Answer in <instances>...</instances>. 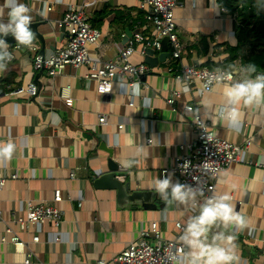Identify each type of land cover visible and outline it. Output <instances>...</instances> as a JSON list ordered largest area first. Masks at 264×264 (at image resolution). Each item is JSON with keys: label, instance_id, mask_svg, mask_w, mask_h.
I'll list each match as a JSON object with an SVG mask.
<instances>
[{"label": "crops", "instance_id": "crops-1", "mask_svg": "<svg viewBox=\"0 0 264 264\" xmlns=\"http://www.w3.org/2000/svg\"><path fill=\"white\" fill-rule=\"evenodd\" d=\"M139 1L20 0L32 9L34 43L44 55L66 41V32L58 22L67 7L81 6L89 23L100 32L97 43L88 47L89 58L98 61L115 57L136 32L153 36L152 28L143 21ZM253 3L181 0V7L174 13L177 36L183 45L181 63L224 68L247 64L249 54L257 59L264 41L253 33L264 37V12L254 9ZM45 7L47 17L39 14ZM235 46L238 57L228 64L227 49ZM158 54L154 52V57ZM31 57L25 49L16 51L7 69L0 72L2 85L17 88L32 83L37 90L35 98L0 97V145L15 146L11 159L0 163V173L6 177L0 188V264H23L26 252L31 253L34 264H95L120 252L153 221L158 222L163 239H177L182 232L175 223L184 226L191 210L166 205L149 186L162 171L165 176L172 174L173 182L178 181L171 171L174 160L181 154L180 146L195 139L192 114L184 106L202 109L207 102L214 112L222 101V89L201 96V85L195 81L189 85L188 95L173 96L178 88L165 71L168 57L135 83L140 86V95H132L120 82L112 84L109 94L100 95L95 83L85 78L86 67H65L60 75L50 78L32 70ZM130 61L144 62V56L136 51ZM259 63H254L257 71L264 72ZM63 88L69 91L71 106L59 96ZM169 98L172 105L166 102ZM243 111L239 131L222 121L206 119L217 137L238 146L249 140L243 161L225 170L228 183L216 178L215 192L222 194L229 190V184L236 185L231 192L233 203L237 211L246 214L250 225V230L236 233L240 264H264V111ZM101 116L106 118V125L98 123ZM121 121L124 127L119 130ZM138 146L143 153L138 163L130 170L123 168L120 162ZM113 165L117 166L116 181L129 182L131 191L143 193L142 203L157 202L161 206L144 209L137 202L118 204L115 191L94 187L96 177L109 173ZM57 192L61 196L55 203L62 214L60 226L41 223L20 231L11 212L21 216L27 201L50 203ZM6 227L26 246L1 242ZM33 236L38 237L37 243L32 242Z\"/></svg>", "mask_w": 264, "mask_h": 264}, {"label": "built area", "instance_id": "built-area-1", "mask_svg": "<svg viewBox=\"0 0 264 264\" xmlns=\"http://www.w3.org/2000/svg\"><path fill=\"white\" fill-rule=\"evenodd\" d=\"M180 7L181 0H140L138 8L143 13V21L152 28L154 32L153 36L148 38L141 32H136L132 35L127 45L119 50L115 57L107 61L89 58L88 47L97 43L100 32L89 23L83 8L73 5L67 7L62 19L58 22V26L66 32L64 45L48 55L40 53L35 43L32 49H25L22 46H17L16 43L9 44V51L13 55L21 49L31 52L32 70L34 72H43L50 78L60 75L65 67L79 68L84 66L87 68L85 78L95 83L97 94L105 95L111 92L113 83L120 82L126 86H130L138 82L141 75L148 73L151 70L148 65L144 62L132 63L130 61L131 55L137 51L141 56H145L147 49L159 52L161 41L166 38L170 57L169 62L165 65V71L176 82L178 79L184 80L187 78L189 85L198 81L202 86L209 72L223 67L218 66L211 69L207 66H192L181 63L180 58L183 52V45L177 36L174 17L175 11ZM224 62L221 65H224ZM172 94L173 96H177L178 93L173 92ZM1 96L35 98L37 97V90L32 83H28L25 87L17 88L0 83ZM59 96L67 106H71L72 99L69 96L67 88H63ZM166 102L168 105H172L173 99L169 98ZM187 109L194 110V107L192 105H185L184 110L189 112ZM98 123L106 125V118L99 117ZM191 125L195 133V139L187 145L180 146L181 154L175 158L171 171L177 175L180 183L192 186H195L193 176L201 177L205 184V195H211L212 193L209 189L212 188L215 191L214 182L216 178L204 176L198 171L197 166L206 161H211L215 163L218 169L225 171L230 165L243 161L244 153L249 146V140H246L243 145L238 146L225 138L217 137L214 135L206 119L203 120L204 127L201 128L195 122L193 114ZM123 127L124 122L121 121L117 124L119 130L123 129ZM207 137H210V139H207ZM147 143L152 144V140L147 139ZM185 161L190 162L187 172H184L180 167ZM164 177L165 171H162L160 178ZM11 178H14V176ZM5 182L6 177L0 173V188L4 186ZM60 201L61 196L57 192L50 203L27 201L23 207L21 216L15 215L14 211L11 212V215L20 231H25L31 225L41 223H50L53 227L58 228L62 223V214L55 206V203ZM175 227L182 232L183 225L180 222H176ZM4 234L5 237H1V242L11 243L18 247L26 246L9 227L5 228ZM176 240L163 239L158 228V222L153 221L150 223L148 229L140 231L137 238L127 243L120 252L108 259L100 258L95 264H168V253L174 250L173 245L178 247ZM32 242L37 243L38 237L33 236ZM23 264H34L31 261L30 252L25 253Z\"/></svg>", "mask_w": 264, "mask_h": 264}, {"label": "clouds", "instance_id": "clouds-1", "mask_svg": "<svg viewBox=\"0 0 264 264\" xmlns=\"http://www.w3.org/2000/svg\"><path fill=\"white\" fill-rule=\"evenodd\" d=\"M217 5L216 8H219ZM253 8L264 12V0H254ZM7 9V12L5 10ZM47 17V7L39 13ZM5 15L7 21H5ZM34 15L32 9L20 0H3L0 4V72L7 69L14 59L9 51L6 37L11 35L17 46L32 49L36 39L33 31ZM132 95H140L139 84L126 86ZM178 94L188 95L191 91L187 82L178 79ZM217 89H222V101L210 111L207 102L202 109H187L195 118L199 127L203 128L204 119L213 122L222 121L234 131H239L243 122L244 109L264 111V72H258L253 63L231 64L227 68H216L204 79L199 95H210ZM58 122L59 118H55ZM210 139V137H207ZM118 143V141H117ZM15 146L12 143L0 145V163L11 159ZM142 149L137 150L120 163L125 169H132L142 155ZM180 167L187 172L190 162L185 161ZM204 176L218 178L219 182L227 184L228 173L220 170L214 162L206 161L197 166ZM195 186L173 182L172 174L164 178H156L149 186L166 205H178L191 210L183 226L182 233L177 237L174 250L168 253V264H240L236 233L250 230L249 220L242 211H237L231 192L235 184H229L228 191L216 194L210 188L211 195H205V184L199 176H193Z\"/></svg>", "mask_w": 264, "mask_h": 264}, {"label": "water", "instance_id": "water-1", "mask_svg": "<svg viewBox=\"0 0 264 264\" xmlns=\"http://www.w3.org/2000/svg\"><path fill=\"white\" fill-rule=\"evenodd\" d=\"M32 29L34 26L31 25ZM127 36L129 32L126 31ZM6 42L9 44L16 43L15 39L9 35L5 38ZM168 41L166 38L161 41V48L157 57H154V51L152 49H147L144 56V63L148 65L150 69H153L158 66V64L164 63L166 58L170 57V53L167 52ZM145 75V74H144ZM144 75L140 76V79H144ZM117 166L113 165L109 173L104 175H99L93 182V186L96 188H102L106 190L115 191L117 203L120 204L122 201L130 204L139 203L144 209H153L156 206H161L160 203L147 204L144 200V194L141 192L131 191L129 189V182L119 183L116 181L115 177L117 175ZM118 176V175H117ZM129 193V195L127 194Z\"/></svg>", "mask_w": 264, "mask_h": 264}, {"label": "trees", "instance_id": "trees-1", "mask_svg": "<svg viewBox=\"0 0 264 264\" xmlns=\"http://www.w3.org/2000/svg\"><path fill=\"white\" fill-rule=\"evenodd\" d=\"M220 1H222V0H219V2ZM223 1H225V2H228V0H223ZM251 12H253V11H251ZM251 30H253L254 31V27H253V29H251ZM259 33V32H258ZM258 33H253L254 35H257L258 36V39H262V41H264V37L263 36H260ZM257 46V45H256ZM228 50V53H229V55H228V58H227V63L229 64V63H231L234 59H236L237 57H238V47H232V48H228L227 49ZM260 55H258L257 56V59L256 58H254V57H252V55H250L249 54V56H248V58H247V60H248V63H255L256 61L257 62H260L259 63V65H260V68L262 69V70H264V48L260 51V53H259ZM260 56V57H259ZM224 68H227V67H224ZM212 69V68H211Z\"/></svg>", "mask_w": 264, "mask_h": 264}]
</instances>
